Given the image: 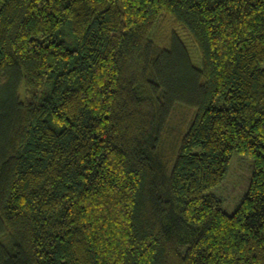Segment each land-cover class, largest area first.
<instances>
[{
	"label": "trees",
	"instance_id": "1",
	"mask_svg": "<svg viewBox=\"0 0 264 264\" xmlns=\"http://www.w3.org/2000/svg\"><path fill=\"white\" fill-rule=\"evenodd\" d=\"M0 264H264V0H0Z\"/></svg>",
	"mask_w": 264,
	"mask_h": 264
},
{
	"label": "rangeland",
	"instance_id": "2",
	"mask_svg": "<svg viewBox=\"0 0 264 264\" xmlns=\"http://www.w3.org/2000/svg\"><path fill=\"white\" fill-rule=\"evenodd\" d=\"M173 32L179 34L186 43L193 63L197 66L201 64V57L191 37L183 32L182 28L175 24L169 17H163L155 26L152 38L163 46H169ZM66 40L73 43L72 37L67 34ZM23 88L21 93H23ZM194 110L184 107L176 108L171 116V126L184 133L190 123ZM254 174V165L251 157L235 152L232 157L227 175L223 182L215 187L211 193L222 200V207L229 213H233L239 206L242 198L248 191L251 179Z\"/></svg>",
	"mask_w": 264,
	"mask_h": 264
}]
</instances>
